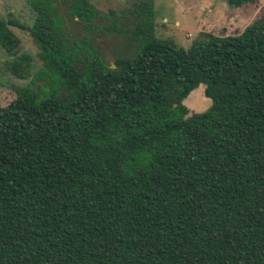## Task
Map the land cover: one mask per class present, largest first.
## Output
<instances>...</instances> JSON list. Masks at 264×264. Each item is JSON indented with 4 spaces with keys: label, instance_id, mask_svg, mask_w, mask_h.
I'll return each mask as SVG.
<instances>
[{
    "label": "trees",
    "instance_id": "trees-1",
    "mask_svg": "<svg viewBox=\"0 0 264 264\" xmlns=\"http://www.w3.org/2000/svg\"><path fill=\"white\" fill-rule=\"evenodd\" d=\"M137 12L112 64L45 12L28 29L42 69L0 107V264H264V15L185 50Z\"/></svg>",
    "mask_w": 264,
    "mask_h": 264
},
{
    "label": "rangeland",
    "instance_id": "rangeland-1",
    "mask_svg": "<svg viewBox=\"0 0 264 264\" xmlns=\"http://www.w3.org/2000/svg\"><path fill=\"white\" fill-rule=\"evenodd\" d=\"M74 1L87 10L88 19L76 16ZM143 6L152 11L156 37L171 40L185 50L203 40L205 34H239L264 15V0H254L240 7L230 6L227 0H0V19L24 27H9L18 40L12 55L0 47V107L9 104L18 89L41 75L40 48L28 30L39 11L53 18L59 33L74 46L79 57L92 54L112 64L116 55L126 53L125 31L137 24V9ZM21 56L29 59L27 74L22 67L18 68L22 75L11 69L12 63ZM204 87L200 85L193 90L184 104L191 114L202 113L211 104L204 95Z\"/></svg>",
    "mask_w": 264,
    "mask_h": 264
},
{
    "label": "crops",
    "instance_id": "crops-1",
    "mask_svg": "<svg viewBox=\"0 0 264 264\" xmlns=\"http://www.w3.org/2000/svg\"><path fill=\"white\" fill-rule=\"evenodd\" d=\"M190 96H191V93H190V95L185 99V101L183 102L184 104L186 103V100L188 99V98H190ZM199 108V107H198ZM203 108H205V107H203ZM189 111V110H188ZM189 113H190V111H189ZM191 114V113H190Z\"/></svg>",
    "mask_w": 264,
    "mask_h": 264
}]
</instances>
